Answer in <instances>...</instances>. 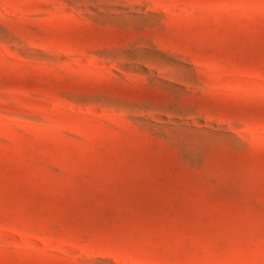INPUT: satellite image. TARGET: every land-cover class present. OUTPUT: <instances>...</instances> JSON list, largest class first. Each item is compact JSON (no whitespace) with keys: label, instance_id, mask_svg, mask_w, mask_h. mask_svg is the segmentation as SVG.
Here are the masks:
<instances>
[{"label":"rangeland","instance_id":"rangeland-1","mask_svg":"<svg viewBox=\"0 0 264 264\" xmlns=\"http://www.w3.org/2000/svg\"><path fill=\"white\" fill-rule=\"evenodd\" d=\"M0 264H264V0H0Z\"/></svg>","mask_w":264,"mask_h":264}]
</instances>
